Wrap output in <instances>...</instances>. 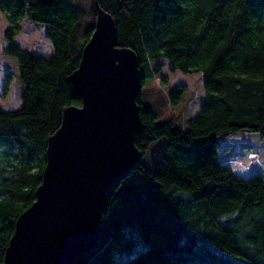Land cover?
I'll list each match as a JSON object with an SVG mask.
<instances>
[{
	"label": "trees",
	"instance_id": "trees-1",
	"mask_svg": "<svg viewBox=\"0 0 264 264\" xmlns=\"http://www.w3.org/2000/svg\"><path fill=\"white\" fill-rule=\"evenodd\" d=\"M97 2L115 21L117 44L137 54L140 157L107 189L97 246L72 264H264V175L234 172L220 144L239 131L264 136V0ZM0 11L8 22L4 52L15 57L23 84L19 107L0 105L2 264L17 216L35 200L47 139L63 110L81 105L69 76L99 13L94 0H0ZM25 17L44 27L51 55L15 42ZM162 58L171 70L201 72L203 98L184 126L157 123L144 103L142 87L160 74ZM185 89L173 86L170 103ZM159 138L165 144L149 167L142 155Z\"/></svg>",
	"mask_w": 264,
	"mask_h": 264
},
{
	"label": "water",
	"instance_id": "water-1",
	"mask_svg": "<svg viewBox=\"0 0 264 264\" xmlns=\"http://www.w3.org/2000/svg\"><path fill=\"white\" fill-rule=\"evenodd\" d=\"M94 3L95 28L69 76L81 105L67 106L47 139L35 200L17 216L2 264H72L95 248L107 189L140 157L137 54L117 44L113 17Z\"/></svg>",
	"mask_w": 264,
	"mask_h": 264
},
{
	"label": "rangeland",
	"instance_id": "rangeland-1",
	"mask_svg": "<svg viewBox=\"0 0 264 264\" xmlns=\"http://www.w3.org/2000/svg\"><path fill=\"white\" fill-rule=\"evenodd\" d=\"M7 26L8 22L0 11V105L5 109H15L21 105L23 84L18 78L19 71L15 57L4 52V48L7 46L4 31ZM15 42L35 54L49 56L53 52L52 44L45 36L44 27L26 17L21 20V30L15 36ZM157 63L160 64V74L165 75L166 80L163 82L160 74L146 80L142 87L144 103L156 113L157 123L173 120L175 124L184 126L186 119L196 114L203 98L201 72L183 73L177 69L171 70L166 58L158 60ZM6 74L9 75L8 88L6 93H3ZM177 84L185 85L186 89L179 103L173 105L170 103L168 91ZM263 141L264 136H261L260 133L246 131L231 133L220 139V144H224L221 154L236 173L249 175L253 171H258L264 175ZM164 144V138L152 141L142 155L143 163L152 167ZM135 236H131L134 241ZM121 250L117 249L116 252Z\"/></svg>",
	"mask_w": 264,
	"mask_h": 264
},
{
	"label": "built area",
	"instance_id": "built-area-1",
	"mask_svg": "<svg viewBox=\"0 0 264 264\" xmlns=\"http://www.w3.org/2000/svg\"><path fill=\"white\" fill-rule=\"evenodd\" d=\"M258 153V152H257ZM254 154V153H253ZM255 156H256V152H255ZM257 156H259V155H257Z\"/></svg>",
	"mask_w": 264,
	"mask_h": 264
}]
</instances>
